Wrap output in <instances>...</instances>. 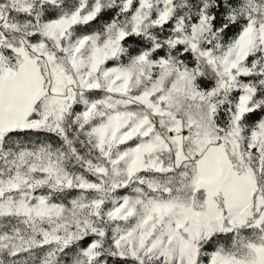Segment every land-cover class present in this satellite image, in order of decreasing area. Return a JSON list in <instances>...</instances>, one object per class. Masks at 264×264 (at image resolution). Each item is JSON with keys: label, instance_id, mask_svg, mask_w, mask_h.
Here are the masks:
<instances>
[{"label": "snow or ice", "instance_id": "1", "mask_svg": "<svg viewBox=\"0 0 264 264\" xmlns=\"http://www.w3.org/2000/svg\"><path fill=\"white\" fill-rule=\"evenodd\" d=\"M0 264H264V0H0Z\"/></svg>", "mask_w": 264, "mask_h": 264}]
</instances>
